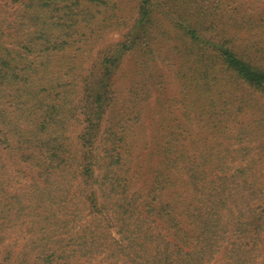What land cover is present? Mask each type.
I'll list each match as a JSON object with an SVG mask.
<instances>
[{
    "label": "trees",
    "instance_id": "1",
    "mask_svg": "<svg viewBox=\"0 0 264 264\" xmlns=\"http://www.w3.org/2000/svg\"><path fill=\"white\" fill-rule=\"evenodd\" d=\"M0 264H264V0H0Z\"/></svg>",
    "mask_w": 264,
    "mask_h": 264
},
{
    "label": "rangeland",
    "instance_id": "2",
    "mask_svg": "<svg viewBox=\"0 0 264 264\" xmlns=\"http://www.w3.org/2000/svg\"><path fill=\"white\" fill-rule=\"evenodd\" d=\"M118 39V36L117 35H112L108 38V41L107 43H113L115 42L116 40Z\"/></svg>",
    "mask_w": 264,
    "mask_h": 264
}]
</instances>
